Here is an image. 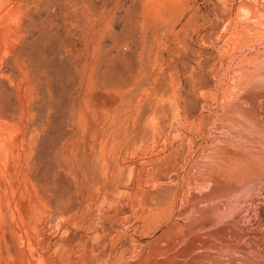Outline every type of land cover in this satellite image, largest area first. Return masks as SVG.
<instances>
[{"label":"rangeland","instance_id":"1","mask_svg":"<svg viewBox=\"0 0 264 264\" xmlns=\"http://www.w3.org/2000/svg\"><path fill=\"white\" fill-rule=\"evenodd\" d=\"M191 259L264 264V0H0V264Z\"/></svg>","mask_w":264,"mask_h":264},{"label":"bare ground","instance_id":"2","mask_svg":"<svg viewBox=\"0 0 264 264\" xmlns=\"http://www.w3.org/2000/svg\"><path fill=\"white\" fill-rule=\"evenodd\" d=\"M199 187H200V186H199ZM252 225H253V224H252ZM209 236H210V233H209ZM211 236H212V235H211ZM211 236H210V237H211ZM203 237H204V236H203ZM204 238H206V235H205V237H204ZM208 238H209V237H208ZM208 238H207V239H208ZM207 239H206V240H207ZM211 239H212V237H211ZM214 240H215V238H213V241H212V242H216V241H214ZM207 241H208V240H207ZM209 241H210V240H209ZM253 241H254L255 243H257V244H258V246L260 247V248H258V249H259V250H261L262 246H261V245H259V244H260V242H259V241H261V240H260V239H257V238H255ZM210 243H211V241H210ZM212 244H213V243H212ZM261 244H262V243H261ZM162 245H163V244H162ZM199 245H200V244H199ZM199 245H198V246H199ZM254 245H255V244H254ZM206 246H207V245H206ZM218 246H219V245H218ZM203 248H204V247H203ZM217 248H218V247H217ZM204 249H205V248H204ZM204 249H203V250H204ZM221 249H222V248H221ZM198 250H200V249H198ZM203 250H202V252H206V251H203ZM220 252H221V251H220ZM209 253H210V252H209ZM211 253H214V252H213V251H211ZM199 254H201V253H199ZM199 254H197V255H199ZM202 255H203V254H202ZM205 256H206V254H205ZM212 256H214V255H212ZM217 256H218V255H217ZM215 257H216V255H215ZM201 258H202V257H201ZM204 258H205V257H204ZM208 258H209V257H208V256H206V259H208ZM217 258H218V257H217ZM193 259H195V258H193ZM196 259H197V258H196ZM196 259H195V260H196ZM211 259H212V258H211ZM213 259H214V257H213ZM224 259H225V258H224ZM227 259H228V257L226 258V260H227ZM195 260H194V261H195ZM198 261H199V260H198ZM204 261H205V259H204ZM215 261H216V260H215ZM227 261H228V260H227ZM227 261H226V262H227ZM190 262H191V264H193V263H192V262H193V260H192V259H191V261H190ZM196 262H197V260H196ZM196 262H194V263H195V264H197ZM206 262H210V261H206ZM212 263H213V262H212ZM221 263H222V262H221ZM228 263H229V262H228ZM198 264H199V263H198ZM201 264H202V262H201ZM216 264H217V263H216ZM235 264H236V263H235Z\"/></svg>","mask_w":264,"mask_h":264}]
</instances>
